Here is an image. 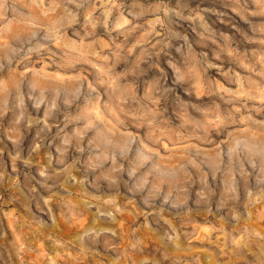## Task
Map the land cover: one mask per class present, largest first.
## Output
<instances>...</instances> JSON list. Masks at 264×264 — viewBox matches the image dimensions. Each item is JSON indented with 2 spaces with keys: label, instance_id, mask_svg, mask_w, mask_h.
I'll use <instances>...</instances> for the list:
<instances>
[{
  "label": "clouds",
  "instance_id": "1",
  "mask_svg": "<svg viewBox=\"0 0 264 264\" xmlns=\"http://www.w3.org/2000/svg\"><path fill=\"white\" fill-rule=\"evenodd\" d=\"M8 206L0 264H264V0H0Z\"/></svg>",
  "mask_w": 264,
  "mask_h": 264
},
{
  "label": "rangeland",
  "instance_id": "2",
  "mask_svg": "<svg viewBox=\"0 0 264 264\" xmlns=\"http://www.w3.org/2000/svg\"><path fill=\"white\" fill-rule=\"evenodd\" d=\"M213 19H215V17H213ZM69 39H72L71 33H69ZM213 47H215V45H213ZM213 75L219 83H225L222 76L216 73H213ZM3 143L8 145L9 147L11 146L7 138H4ZM168 147L169 146L163 142L160 144L161 151H165ZM130 211L131 210H129V212L125 214V216L123 217L124 220L132 219ZM17 218L28 219L27 217H25L23 209L19 206H8L0 208V221H2L3 224L7 227L10 239L19 240V233L15 230V225L13 223ZM187 227L190 230H196V236L192 238L194 248L197 251L202 250L201 244L203 242L199 239V236L201 233L206 232L208 229L213 227V225L204 223L201 217H196L191 221L190 224L187 225ZM36 248L37 251L35 252L16 257L15 264H44L45 259L48 260V264H56V260L52 258V254L47 251V248L45 247L43 242L37 241ZM207 251H210V249H208ZM66 254L69 257L73 256V253L71 251H68ZM72 264H88L87 258L81 257L79 261L72 262Z\"/></svg>",
  "mask_w": 264,
  "mask_h": 264
}]
</instances>
